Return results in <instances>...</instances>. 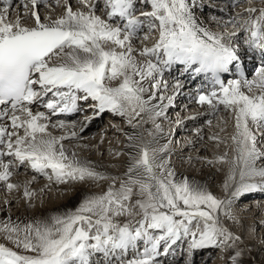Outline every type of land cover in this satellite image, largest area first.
I'll use <instances>...</instances> for the list:
<instances>
[{
    "label": "snow or ice",
    "instance_id": "obj_1",
    "mask_svg": "<svg viewBox=\"0 0 264 264\" xmlns=\"http://www.w3.org/2000/svg\"><path fill=\"white\" fill-rule=\"evenodd\" d=\"M243 3L248 7L229 20L211 19L225 28L239 25L246 33L247 52L261 55L253 79L244 71L240 46L232 42L240 33L213 31L202 23L198 0H25L14 21L12 5L0 7V183L8 192L22 189L31 203L37 192L29 185L37 175L64 185L109 182L75 210L27 223L0 222V237L13 245L0 242V264H157L158 256L184 238L189 241L187 264H192L196 250L236 247L241 237L221 217L236 222L234 200L264 191V150L258 147L264 137V3L256 7L253 0H233L231 6ZM39 5L63 12L42 19ZM29 17L32 26L24 23ZM176 65L192 79L209 77L212 87L199 91L196 103L207 107L206 116L226 125L225 112L233 122L234 155L229 159L224 153L215 161L229 165L223 183L227 198L187 178L175 180L171 141L160 145L145 141L142 133H126V169L122 175H106L65 147L66 139L80 138L75 126L52 121L91 109L81 132L105 112L126 118L134 129L147 116L162 132L157 121L184 87L179 79L171 84L165 79ZM233 68L237 77L223 79ZM32 105L48 111H33ZM206 124L211 127L213 119ZM50 128L67 132L55 136ZM196 131L200 135L202 129ZM209 139L226 143L215 133ZM21 168L36 175L15 183ZM242 254L236 250L231 264H240Z\"/></svg>",
    "mask_w": 264,
    "mask_h": 264
},
{
    "label": "bare ground",
    "instance_id": "obj_2",
    "mask_svg": "<svg viewBox=\"0 0 264 264\" xmlns=\"http://www.w3.org/2000/svg\"><path fill=\"white\" fill-rule=\"evenodd\" d=\"M201 1L203 3V0ZM24 2L25 0L23 1L17 0L12 4V8L10 9V18L13 21L17 18V15L21 11H23L22 5ZM221 2H223V4L227 6V3L231 5V3H233V0H221ZM262 3L255 2L253 3V6L260 7L262 6ZM3 6L4 5H0V7H3ZM242 7H248V5L244 3L242 4L241 7H237L234 10L232 9L233 10L232 14H234L237 11H241ZM217 8H219V6ZM62 12H63L62 7H59L58 9L55 8L53 11H50L47 7L43 6L42 10H40L39 13L42 19L43 17L47 15H51L53 19H55L56 16L59 14H62ZM196 15L198 17L200 16L198 9L196 10ZM213 15H214V12H209L207 14H202L201 19L200 17L199 19L200 21L202 20L201 22L204 23L209 28H211L213 31L231 33V32H228L226 29H224L223 26H221V24H218L216 21L214 22L211 19ZM223 20L227 21L229 20V18H223ZM24 23H26L28 26H32L34 21L29 17L24 21ZM231 30L240 33L236 38H234L232 42L238 45L240 44L239 54L241 55L242 54L241 49L243 46V41H241V38L244 33L242 29H240L239 25H236L235 27L233 26ZM153 39L155 40V37H153ZM152 40L148 41L147 43L151 45ZM246 57H253V55L246 54ZM242 63L244 66H246L245 73L248 76V78L249 79L255 78V72L260 66V63L257 62L256 58L253 57V59L250 61H248L247 58L242 59ZM253 64L256 65L255 69H252ZM251 72H254V74L250 75ZM177 76H182V78L181 77L177 78ZM236 77L237 75L233 73V75L230 78H227L226 81L236 78ZM165 79L168 80L169 84H171L175 79H179L183 81L184 87L187 88L184 90L185 94L190 93L192 89L194 90L198 83L197 81H194V82L192 81L193 79L191 78L189 73L183 76L182 68L175 67V66H173L170 71H167L165 73ZM194 93L196 96L197 93L195 92V90H194ZM167 94H170V93H166V95ZM249 94H252V93H249ZM156 102L157 101H154L153 103H156ZM87 103L90 104L92 103V101H88ZM164 103L167 104V101H165ZM81 106L82 108L87 107V105L84 102H81ZM191 107H193V110ZM39 111H44V110H39ZM206 111H207V107H200L196 103L194 98L192 100L189 96L187 95L185 96L184 93H182L180 89V94L175 97L173 105L167 108L166 115L164 117L159 118L157 121L158 123L161 124L162 130H163L162 132H157L155 130L152 121L148 119L147 116L144 117L145 122H143L142 126L134 129L127 123L126 118L121 117L119 115H115L111 112H105L103 113V115H107V117L111 120L107 122L106 128H101L99 132L96 131L95 135H96V138L97 137L99 138L101 137L102 133H105L106 134L105 138L108 137V139H105V140L108 141L110 138L111 142L112 141L116 142V145H112V146L109 145V146L102 147L99 144V142L93 143V142H90L88 139H84L85 140L84 143L79 142V140L82 137H84V135L82 134H87L86 135L87 137L89 136V130L88 129L85 130V128L90 123L80 133L79 139H72V140L66 139L64 141V144L66 148H69L75 151L80 159L91 162L93 166L97 168L98 171H101L105 173L106 175L115 176V175L123 174V172L126 169V162L129 159L128 153L130 149L128 147L129 141H128V137L126 133L127 134L142 133L143 139L145 141H153V139H155L159 142L160 145L166 144L169 141H171V144L169 145V147L171 149L172 167L175 170V180L180 181L184 178H187L189 182L206 187L210 191V188L214 186L213 181L217 178V180L220 181L219 184H221L219 187L221 190L220 195H222L221 199H224L228 197V193L225 192V190L223 189V183L226 179L229 165L221 164L215 161H216V157L223 155L224 153H228L229 159H231L232 156L234 155V152L232 150L233 145H232L231 140L229 139V137L234 133L233 122L230 123L232 120L230 117H228L227 113L221 112V116L225 118L227 117L230 118L228 119V123L225 125L221 120L218 119L217 123L214 122L213 126L209 127L207 124H205L206 120L209 118L211 119H217V118L206 116L205 115ZM91 112L92 110L88 109L85 112V114L78 113L74 118L70 119L69 121H65V120L63 121L66 124H68L69 127H72L74 125L75 130L78 132V129L80 128L81 123L83 122L84 116L91 115ZM114 119H117V120L114 121ZM52 121L53 123H55L58 120L52 118ZM179 121H182V123H179ZM92 122L93 120L91 121V123ZM198 128L202 129V132L200 135H197L196 130ZM222 128L224 129L223 131H221ZM227 128L231 131V133L224 132ZM92 129H95V128H91L90 130ZM181 129L191 131L192 136H186V138L184 137V143H181V145L177 148V146H175L177 142L176 136L179 130ZM49 130L55 136L65 135L67 132V129H60V128H50ZM101 131L102 133H100ZM150 132L155 133V137H153V135H150L149 134ZM214 133L218 134L223 140L226 141V143L217 145V143L212 142L213 140L209 139V137ZM121 137L124 138L125 142H122V146H120L119 148L118 145L121 143L120 142ZM200 140H204V141L201 142ZM261 141L264 142V137L260 138V142ZM204 143H208V145L211 143L215 147L214 152L208 153L211 155L210 157L208 155L206 156L207 147H208L207 145L206 147L204 146L202 149L200 148L202 151L200 152L199 155L184 154L186 151L193 149L195 146L197 145L201 146ZM123 144H124V147H126L125 149L123 148ZM178 144L180 143L178 142ZM261 150H264V145L263 147L261 146ZM115 153H122L123 157L120 158L119 160L115 159V157H117ZM209 161H213V163H209ZM217 166H220V168L222 166L221 168L222 171L221 169L220 171L225 173L223 178H221L219 174L217 173L218 168L214 170ZM22 171L26 175H23L24 173L19 175L20 172ZM33 175H36V174L32 170L27 169V168H21L18 171V173L13 177V182L24 184L26 181H30ZM41 178H44V177L37 175L36 182L29 185V187L32 190L37 192V196L31 201V203H29L28 200L23 198L22 189L19 192L17 191L8 192L5 189L4 185L0 183V222L8 221L9 218H11V220L14 222L27 223L34 219L44 220L53 215H60L70 210H75V208L78 207V205L85 198V196L91 195L93 193L98 194V193L105 191L109 183L108 181H98V182L90 181L89 184H86V185L81 184L80 187L78 186V188H74V187H77L78 184H71V183L67 185L56 184V183H52L48 181L47 179L43 180ZM100 185L103 186V189H100V188L98 189V186ZM46 186H50V187H46ZM41 189H44V191L41 192ZM215 190L214 192H216ZM65 191L68 192V194L67 196H65V199H64L63 197H61V192H65ZM253 192L254 193L256 192L257 194L264 193V191H253ZM213 194L215 195V193ZM5 195H8L9 198L5 199L6 198V197L4 198ZM19 199L20 201L23 200V203L21 201L18 205H16L17 207H15L14 205L18 203L17 201ZM49 199L50 201H48ZM56 199H58V201ZM239 200L240 198H237L234 200L232 209L234 208V206ZM18 207L19 209H17ZM260 210H263L261 211V213H264V209H260ZM221 220H222V223L230 224V221L226 222L223 216L221 217ZM241 226H242L241 229L244 230L242 233L243 235L246 236V233L247 234L250 233L252 228L251 229L247 228L246 225H243V224ZM243 235L242 237L245 238ZM249 239H250L249 250L251 251L253 255L250 253H248V255H250V257L253 258V263L252 261H249L246 259L242 260V258L240 257V264H264V252L261 250L262 248L259 247L257 244H255L253 238H250V235H249ZM182 240H186V241H182ZM182 240L178 241L177 244L174 245L167 252V254H162L158 256L157 261H161V263L163 264H173L178 258H180L181 249L185 250L186 246H188V243H189L188 239L184 238ZM0 242H4L7 244V246L13 247V245L10 242L3 240L2 237H0ZM215 249L218 250V248H214V247L196 250L194 251L190 259L192 260V263H195V262L202 263L207 259L208 256H210L208 254L214 251ZM221 250L222 249H219V251ZM234 250L235 248H229V249L224 250V252H226V257L224 258L225 259L224 261L227 262V263L224 262V264H231L230 258L235 253ZM202 253L204 254L203 256H202Z\"/></svg>",
    "mask_w": 264,
    "mask_h": 264
},
{
    "label": "rangeland",
    "instance_id": "obj_3",
    "mask_svg": "<svg viewBox=\"0 0 264 264\" xmlns=\"http://www.w3.org/2000/svg\"><path fill=\"white\" fill-rule=\"evenodd\" d=\"M220 1V2H219ZM198 3H199V8H198V10H199V14H200V19H201V16H202V14H207V13H209V12H214V15L213 16H216V17H221V18H229L230 19V14H232V11L234 10V9H236V8H233L231 5L233 4V3H231V5L230 4H228L227 3V6H225L224 4H223V2H221V0H203V3H205V4H203L202 3V1L201 0H199L198 1ZM244 4V3H243ZM220 5H221V7H220ZM219 6V8L220 9H222V8H225V7H227L228 8V11H226L225 13L226 14H223L222 12H219L218 11V9L219 8H217ZM42 8H43V6L42 5H39V10H42ZM57 9L59 8V7H56ZM233 9V10H232ZM202 21V20H201ZM215 22V21H214ZM217 22V21H216ZM219 24V23H218ZM222 26V25H221ZM219 27V26H218ZM233 28V26L232 25H228V27L227 28H225V27H223L224 29H226L228 32H232L233 30H231L232 28ZM231 28V29H230ZM241 29V28H240ZM239 46H240V44H239ZM252 74H254V72H251L250 73V75H252ZM249 75V76H250ZM185 89H187L186 87H183L182 89H181V92L182 93H184V95L186 96H189L192 100H193V98L195 97V93H194V90L192 89V91L190 92V93H186L185 94V92H184V90ZM194 95V96H192V95ZM192 108V110H193V107H191ZM225 116V115H224ZM227 117V116H226ZM227 119H230V118H228L227 117ZM109 120H111V119H109L108 117H107V115H99V116H97L95 119H93V122L92 123H90L86 128H85V130H89V136L87 137L86 135L87 134H82V135H84V137H82L80 140H79V142H81V143H84L85 142V140L84 139H88L90 142H93V143H98L99 142V144L102 146V147H105V146H112V145H116V142H111V140H110V138H109V140L107 141V140H105V139H108V137L107 138H105V136H106V134L105 133H102V131L100 132V133H102V135H101V137H97L96 138V131H100V129L101 128H106L107 127V122L109 121ZM117 119H114V121H116ZM217 121H218V119H213V123L214 122H216L217 123ZM230 123H232V121L230 122ZM96 124V125H95ZM206 124V123H205ZM93 125H94V127H93ZM212 126H213V124H212ZM81 127V126H80ZM91 128H95V129H92V130H90ZM104 130V129H103ZM183 130V131H182ZM224 132H226V133H231V131L227 128ZM78 133H79V136H80V133H81V131H80V128L78 129ZM93 133V134H92ZM104 135V136H103ZM91 136V137H90ZM186 136H192V132L191 131H188V130H185V129H181V130H179V132L177 133V136H176V140H177V142H176V144H175V146H177V148L181 145V143H184V137L186 138ZM95 138V139H94ZM102 138H104V139H102ZM98 139V140H97ZM102 139V140H101ZM112 139V138H111ZM101 140V141H100ZM201 142L202 141H204V140H200ZM120 144L118 145V147L120 148V146H122V142H125V140H124V138H120ZM178 142L180 143V144H178ZM212 142H214V143H217V142H215V141H212ZM220 144H222V143H220ZM220 144H217V145H220ZM260 144V145H259ZM206 145L208 146L207 147V153H206V156L208 155L209 157L211 156L210 154H208V153H212V152H214V150H215V147H214V145L213 144H209L208 145V143H204V144H202L201 146L200 145H197V146H195L193 149H191V150H188V151H186L184 154H192V155H199L200 154V152L202 151L201 149L205 146L206 147ZM263 145H264V142H258V147H260L261 148V146L263 147ZM213 147V148H212ZM123 148L125 149L126 147H124V144H123ZM176 148V149H177ZM199 148V149H198ZM201 148V149H200ZM228 149V148H227ZM226 149V150H227ZM198 151V152H197ZM117 157H115V159H120V158H122L123 157V155H116ZM218 168V174H219V176L221 177V178H223L224 177V175H225V173L224 172H221L222 171V166H221V168H220V166H217L214 170H216ZM220 169H221V171H220ZM120 171V170H119ZM24 172L22 171V172H20V174L19 175H21V174H23ZM121 173V172H120ZM218 174H217V176H218ZM23 175H26L25 173L23 174ZM223 175V176H222ZM41 179H45V178H41ZM40 181V180H39ZM90 183V181L89 182H86V183H84L85 185L86 184H89ZM218 183V184H217ZM220 183V181L219 180H217V178L213 181V189L212 188H210V191H212L213 193H215V195L217 196V197H219V198H221V196L222 195H220L221 194V190H220V185L221 184H219ZM83 184V185H84ZM64 185V184H63ZM80 185L81 184H78L77 185V187H74V188H78V186L80 187ZM92 185V184H91ZM103 189V186L102 185H100V186H98V189ZM216 189V190H215ZM218 189V190H217ZM214 190L216 191V192H214ZM74 191V190H73ZM72 192V191H71ZM67 194H68V192H61V197H63L64 199H65V196H67ZM1 197H3V196H1ZM6 197V198H5ZM4 198L5 199H7V198H9V196L8 195H5L4 196ZM240 198V200L236 203V205L234 206V208L232 209V211H233V213H234V215H235V217H236V222H234L233 220H230V219H226V218H224V220L227 222V221H230V224H226V223H224L225 224V226H227L231 231H233L236 235H239L240 237H241V241L240 242H237V245H236V247H235V250H234V252L236 251V250H241L242 251V256H241V258H242V260H249V261H252V263H253V258H251L250 257V255H248V253H250V254H252L251 253V251L249 250V246H250V243H249V241H250V239H249V235H250V238H253V240H254V242H255V244H257L259 247H261L262 249V251L264 252V213H261V211H263V210H260V209H264V193L263 194H257L256 192L254 193V192H249V193H246V194H244V195H242V196H240L239 197ZM57 201H58V199H56ZM22 201V203H23V200H21ZM20 199L17 201L18 203L17 204H15L14 206L15 207H17L16 205H18L20 202ZM48 201H50V199L48 200ZM21 203V204H22ZM20 204V205H21ZM17 209H19V207L17 208ZM122 222L123 221H126V217H121V218H119ZM224 221V222H225ZM243 225H246V227L247 228H254L253 230L251 229V231H250V233L249 234H247L246 233V236L245 235H243L242 233H243V229H241L242 228V224ZM229 226H231V227H229ZM242 235L245 237V238H243L242 237ZM246 237H248V238H246ZM182 241H186V240H182ZM247 242V243H246ZM142 249V248H141ZM187 249V250H186ZM181 254H180V258H178L173 264H187V263H185V262H187L188 261V259H189V255H188V246H186V248H185V250L184 249H181ZM185 253V254H184ZM204 254L202 253V256H203ZM208 255H210V256H208ZM207 256V259L204 261V262H202V263H200V262H195V263H192V264H224V262H226V261H224L225 259V257H226V252H224V250H221V251H219V248H218V250L217 249H215L214 251H212L211 253H209ZM253 255V254H252ZM184 257H186V258H184ZM252 260H251V259ZM178 261V262H177ZM184 261V262H183ZM163 264V263H161V261H157V264ZM227 263V262H226Z\"/></svg>",
    "mask_w": 264,
    "mask_h": 264
},
{
    "label": "water",
    "instance_id": "obj_4",
    "mask_svg": "<svg viewBox=\"0 0 264 264\" xmlns=\"http://www.w3.org/2000/svg\"><path fill=\"white\" fill-rule=\"evenodd\" d=\"M221 10V9H220Z\"/></svg>",
    "mask_w": 264,
    "mask_h": 264
}]
</instances>
